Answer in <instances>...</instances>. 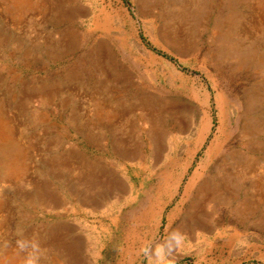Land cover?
Listing matches in <instances>:
<instances>
[{
	"label": "rangeland",
	"instance_id": "obj_1",
	"mask_svg": "<svg viewBox=\"0 0 264 264\" xmlns=\"http://www.w3.org/2000/svg\"><path fill=\"white\" fill-rule=\"evenodd\" d=\"M0 115V264H264V0H0Z\"/></svg>",
	"mask_w": 264,
	"mask_h": 264
},
{
	"label": "clouds",
	"instance_id": "obj_2",
	"mask_svg": "<svg viewBox=\"0 0 264 264\" xmlns=\"http://www.w3.org/2000/svg\"><path fill=\"white\" fill-rule=\"evenodd\" d=\"M183 242L184 233L179 228H175L167 233L162 242L149 244L142 248L141 252L148 259L149 264H175L172 253L179 250ZM15 244L19 251L25 253L23 264H40L45 253L39 239L18 238Z\"/></svg>",
	"mask_w": 264,
	"mask_h": 264
},
{
	"label": "bare ground",
	"instance_id": "obj_3",
	"mask_svg": "<svg viewBox=\"0 0 264 264\" xmlns=\"http://www.w3.org/2000/svg\"><path fill=\"white\" fill-rule=\"evenodd\" d=\"M22 93V92H21ZM23 96V95H22ZM15 98V97H14ZM16 102V101H15ZM8 136H9V134H8V131H7V129H6V124H5V120H3V117H1V115H0V140H5V139H8ZM11 160V159H10ZM9 160V162L10 163H12V161H10ZM10 163H8V165H6L7 166V170L9 171V172H13L14 173V175H16L17 174V172H18V168H17V166H14V165H11ZM11 176V175H10ZM88 181V180H87Z\"/></svg>",
	"mask_w": 264,
	"mask_h": 264
}]
</instances>
